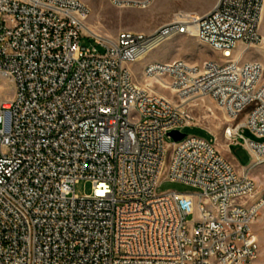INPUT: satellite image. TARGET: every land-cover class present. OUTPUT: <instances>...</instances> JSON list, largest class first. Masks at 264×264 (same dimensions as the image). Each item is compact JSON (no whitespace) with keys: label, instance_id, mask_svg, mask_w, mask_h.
Masks as SVG:
<instances>
[{"label":"built area","instance_id":"built-area-1","mask_svg":"<svg viewBox=\"0 0 264 264\" xmlns=\"http://www.w3.org/2000/svg\"><path fill=\"white\" fill-rule=\"evenodd\" d=\"M263 4L218 0L149 34L103 37L79 0H0V75L14 85L0 102V264L250 263L253 181L213 137L169 133L195 128L212 100L229 145L264 157L263 67L233 56L260 44ZM180 36L219 58L148 63L145 79L162 84L137 85L131 67ZM163 182L193 190L161 193Z\"/></svg>","mask_w":264,"mask_h":264},{"label":"rangeland","instance_id":"rangeland-1","mask_svg":"<svg viewBox=\"0 0 264 264\" xmlns=\"http://www.w3.org/2000/svg\"><path fill=\"white\" fill-rule=\"evenodd\" d=\"M88 9L89 14L85 25L103 37H115L122 32H134L149 34L160 26L172 22V18L179 12L197 13L204 15L212 11L218 0H150L142 4L144 0H79ZM258 34L261 42L246 50L242 55L243 61H255L262 65L264 80V4L259 22ZM81 46L92 49L93 43L87 39L81 40ZM242 49V47H241ZM102 54L104 51L98 48ZM219 56L208 47L200 44L194 37L180 36L166 43L144 60L131 67L134 82L139 86L146 83L152 84L159 80H146L143 69L146 64L170 63L175 60H183L191 64L202 66L207 60H217ZM161 83V82H160ZM162 84V83H161ZM155 91L165 97L170 93L154 86ZM14 95L12 82L0 75V102L10 100ZM195 125L193 129H186L183 134L202 139L214 138L222 156L231 162L239 172L246 170L248 177L253 181L255 192L249 200V204L260 205L258 217L253 225V231L257 238V258L247 264H264V161L258 162V157L250 159L248 153L239 146H230L224 139L223 132L227 125L228 117L217 107L214 101L205 100L194 110ZM242 119V118H241ZM240 165V167L238 166ZM191 187L180 183L163 182L159 192L176 191L180 193L191 192ZM91 184L80 181L75 185V195L79 198L89 195ZM191 220V217L189 218Z\"/></svg>","mask_w":264,"mask_h":264},{"label":"bare ground","instance_id":"bare-ground-1","mask_svg":"<svg viewBox=\"0 0 264 264\" xmlns=\"http://www.w3.org/2000/svg\"><path fill=\"white\" fill-rule=\"evenodd\" d=\"M88 30L91 31L92 33H94L95 35H98L96 32H94V30L92 31L89 28H88ZM241 47H242V49H241ZM244 53H246V49H244L243 46H238L237 49L235 50L233 56H234V58L241 57ZM143 59L144 58H142L141 60H143ZM141 60H139V61H141ZM261 161H264V157H258V162L260 163ZM257 255H258V248H256L255 254L252 257L251 262L254 261L257 258Z\"/></svg>","mask_w":264,"mask_h":264},{"label":"water","instance_id":"water-1","mask_svg":"<svg viewBox=\"0 0 264 264\" xmlns=\"http://www.w3.org/2000/svg\"><path fill=\"white\" fill-rule=\"evenodd\" d=\"M186 136V134H180L176 131H173L171 133H169V137L174 141V142H178L181 141L182 139H184Z\"/></svg>","mask_w":264,"mask_h":264},{"label":"crops","instance_id":"crops-1","mask_svg":"<svg viewBox=\"0 0 264 264\" xmlns=\"http://www.w3.org/2000/svg\"><path fill=\"white\" fill-rule=\"evenodd\" d=\"M144 59H145V58H144ZM144 59H143V60H144ZM141 61H142V60H141Z\"/></svg>","mask_w":264,"mask_h":264}]
</instances>
